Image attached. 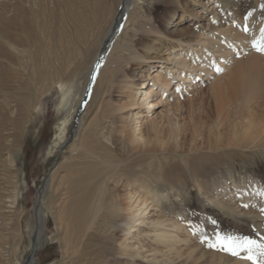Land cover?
I'll return each mask as SVG.
<instances>
[{
	"label": "rangeland",
	"instance_id": "374dc122",
	"mask_svg": "<svg viewBox=\"0 0 264 264\" xmlns=\"http://www.w3.org/2000/svg\"><path fill=\"white\" fill-rule=\"evenodd\" d=\"M45 1H39L37 9L46 14L43 16L52 25L49 26L50 30H55V37L61 41V47L51 52L49 46L46 47L51 43V37L45 38V47L36 53L37 57L32 58L35 48L30 44L28 46L24 44L18 48L23 53L18 55L17 63L11 61L9 63L5 60L1 65L3 22L1 9H9L11 15L15 0H0V74H7L4 84L0 85V264H24L29 256L32 246V240L28 235L31 212L37 205L40 190L44 188V182L50 173L52 181L42 193L41 214L45 227L40 236V244L33 264H252L245 258L248 255L246 251L240 252L239 256H233L210 248L208 245L215 242L217 234L231 235L240 239L248 238L264 244V211H261L264 209V196L260 195L264 192V149L253 147L254 145L249 142L250 139L245 136L254 127L264 124V111L263 107L243 109V120L235 122L234 104L230 93L221 90L216 101H212L208 96L207 82L190 92L181 91L180 107H178L181 111L172 108L184 130L183 136L180 135L182 150H172L167 130L162 127L156 137L158 142L154 149L139 156L140 168L145 172L143 187L147 188L146 191L150 194L158 197L153 210L150 211L153 216H149L150 213L148 218L155 221L164 219L168 227L169 224H177L179 229L174 233L177 243L172 247H166L155 242L142 241L137 233H146L150 230L137 226L133 228L138 229L139 232H130V236H135V240L130 238L121 240L120 234H117L108 243H103L92 235L93 232L84 234L76 223L69 222L66 218L65 221L59 218L61 210L67 205V192L62 191L66 193L60 198L57 197L53 206L50 204L53 190L59 181L64 179V166L75 159L73 152L75 147H72L77 145L80 135H84L83 127L87 128L86 125L92 115L79 123L85 104H74L72 101L65 107L61 106V96L57 88L48 77L38 80L37 74L41 68L46 73L53 68H59L64 61L61 51L64 46L71 45L74 64L71 67L76 69L75 78L77 84L81 85L79 87L81 90L88 74L87 68L92 52L100 41L108 16L103 15L102 18L89 16L79 23L77 32L68 20V12L62 0ZM156 1L145 0L144 15L151 21L160 23L167 17H164V14H168L170 16L167 19L168 31L172 35L198 33L204 28L214 30L220 28L219 24H223L212 21L211 6L207 12L204 10L203 4L206 0H180L181 4L173 8L162 5L160 1L156 4ZM255 1L261 4L259 8H255V14L241 10L240 14L236 12L237 17L254 19L262 23L264 0ZM248 2L249 9H252L254 6L250 7V5L253 2ZM116 6L117 0L104 2V7L113 11ZM231 13L230 15H234L235 11L232 10ZM51 15L54 20L51 17L48 19ZM232 17L225 18V21L231 20ZM153 48H157V43ZM12 52L14 54V51ZM51 54L59 55V59L55 62L51 61ZM145 68L137 66L128 71L129 81L144 74L142 71ZM225 73V70H221L217 72V76L220 77ZM111 99L117 101L119 95L112 94ZM189 100L192 101L190 111ZM22 101L23 110L20 105ZM144 113L147 114L146 110H143ZM164 113L165 107L158 106L149 114L156 116L158 122H162ZM216 115L223 119L219 123L218 131L214 124ZM63 120H68L65 125V141L68 140V144L65 146L61 144L50 152L53 129ZM70 131L73 133L71 136ZM116 152L120 154L119 150ZM165 168H171L170 173L173 174L169 184L164 179L165 175L163 178L160 175ZM68 183L62 184V187L67 189ZM233 184L239 186L238 191L233 188ZM242 185L249 187L245 188ZM139 186L140 184L136 183L134 188ZM230 193H236L234 198ZM131 230L132 228L129 231ZM127 243L134 245L135 249L140 247L137 249L138 256L133 254V250L124 249ZM81 246L85 250L81 249ZM70 247L78 249H76L78 259L67 255L71 251ZM86 252L87 254H84ZM87 256L89 258H86ZM260 259L264 261V257Z\"/></svg>",
	"mask_w": 264,
	"mask_h": 264
},
{
	"label": "bare ground",
	"instance_id": "6f19581e",
	"mask_svg": "<svg viewBox=\"0 0 264 264\" xmlns=\"http://www.w3.org/2000/svg\"><path fill=\"white\" fill-rule=\"evenodd\" d=\"M39 1L41 0H15L11 15H9V9H1V17H3L1 19L3 21L1 24V65L5 60L17 63L18 55L23 53L18 48L24 44L27 46L30 44L35 48L34 52L31 50L33 55H29L32 58L37 57L36 53L45 47V38L51 37V43L46 45V47L49 46L51 52L61 47V41L55 37V30H50L49 26L52 25L43 16L46 14L37 9ZM105 1L62 0L68 12V20L77 32L79 23L89 16L95 18L96 16L97 18H102L103 15L108 16L105 21L106 27L99 38L100 41L92 52L87 68L88 74L81 90H79L81 85L77 84L75 78L76 69L71 67L74 65L71 45L64 46L61 51L64 61L61 62L59 68H53L47 73L41 68L37 74L38 80L48 77L57 88L61 96V106L65 107L72 101L74 104H85L79 123L89 118L90 114L92 115L86 125L87 128L83 127L84 135L79 134L80 140L76 146L72 147H75L73 149L75 159L64 166V179H61L54 188L50 204L54 206V200L64 196L67 192V205L61 210L59 218L63 220L66 218L69 222L76 223L84 234L93 232L91 234L103 243H108L117 234H120L121 240L127 238L135 240V236H130V232H139L138 229L133 228L137 226L150 230L146 233H137L142 241L172 247L177 243L174 233L179 226L173 223L168 227L164 219L155 221L148 218L158 197L150 194L146 191L147 188L143 187L145 172L140 168L139 156L154 149L158 142L156 137L162 127L167 130L172 150H182L180 139L184 130L183 126L178 123L172 108L181 111L178 108L180 107L179 93L198 89L205 84L204 82H207L208 96L212 101H216L221 90L230 93L234 104L235 122L243 120V109L263 107L264 111V53L253 47L254 42L260 43L264 37V31H262L264 20L258 23L254 19H239L236 15V12L240 14L241 10H245V13L251 12L253 15L255 8H259L261 4L259 5L255 0L244 2L242 0H206L203 4L204 10L207 12L209 7H212L210 9L212 21L218 24L223 22L219 24L220 28L214 30L204 28L198 33L175 36L176 33L172 35L168 31L167 19L170 17L168 14H164V17H167L160 23H155L144 15L145 0H117L114 11L104 7ZM158 1L172 8L181 4L180 0H157L155 3L158 4ZM248 1L253 2L254 5L252 3L250 5V7L254 6L252 9H249ZM232 10L235 11L234 15H230ZM230 16H233L232 19L225 21V18ZM50 17L52 18V15L47 18L50 19ZM250 35L252 36L248 39ZM190 37L193 39L186 40ZM155 43H157V48H153ZM50 56L51 61L55 62L59 59V55L51 54ZM137 66L146 67L142 71L144 74L129 81L128 71ZM221 70H225L226 73L219 77L217 72ZM6 76L7 74H0V85L4 84ZM115 93L119 95L117 101L111 99V95ZM191 104L192 101L189 100V111ZM20 105L23 110L24 102L22 101ZM158 106L165 107L162 122H158L156 116L149 114ZM143 110H146L147 114L144 113V115ZM222 120L219 115H216L214 122L216 131ZM67 122L68 120H63L54 127L50 152L66 142L65 125ZM71 135L73 133L70 131ZM245 136L250 139L249 142L254 145L253 147L264 149V124L254 127ZM117 150L120 154L116 152ZM170 169L165 168V171L160 174L162 178L165 175L164 179L168 184L173 178ZM50 174L44 182V188L40 190L41 192L39 191L37 205L31 212V226L28 231L32 240L30 252L33 246L38 249L40 236L45 227L41 214L42 193L52 181ZM140 176H142L141 179ZM66 183L69 186L64 189L62 184ZM136 183L140 186L134 188ZM242 187L248 188L249 186L242 185ZM233 188L238 191L239 186L233 184ZM62 191L66 192L62 193ZM235 194L230 193V196L234 198ZM149 216H153V213ZM135 223L137 224L133 225ZM130 228H132L131 231H129ZM129 244H125L124 249L133 250V254L138 256L139 250L137 249L140 247L135 249L134 245ZM76 249H71L67 255H71L74 259L78 252ZM144 251L146 253V250Z\"/></svg>",
	"mask_w": 264,
	"mask_h": 264
},
{
	"label": "snow or ice",
	"instance_id": "6c2138e0",
	"mask_svg": "<svg viewBox=\"0 0 264 264\" xmlns=\"http://www.w3.org/2000/svg\"><path fill=\"white\" fill-rule=\"evenodd\" d=\"M253 47H255L257 51L264 53V37H262L260 43L254 42ZM97 67H99V65H97ZM94 78L95 77H93V79ZM260 195L264 196V192H261ZM261 211H264V209ZM204 239L206 240L207 238L205 237ZM208 246L210 248L230 253L233 256H239L240 252L246 251L248 255L245 258L251 261L252 264H264V261H261L260 259V257H264V244H261L256 240L248 238L240 239L231 235L222 236L217 234L215 242L209 243ZM257 250L259 253L258 255Z\"/></svg>",
	"mask_w": 264,
	"mask_h": 264
},
{
	"label": "water",
	"instance_id": "95a60500",
	"mask_svg": "<svg viewBox=\"0 0 264 264\" xmlns=\"http://www.w3.org/2000/svg\"><path fill=\"white\" fill-rule=\"evenodd\" d=\"M68 144V140L66 142H64L62 144V146H65ZM37 252V249L34 248V246L32 247L31 252L29 253V256L27 257V259L25 260L24 264H33L34 260H35V254Z\"/></svg>",
	"mask_w": 264,
	"mask_h": 264
}]
</instances>
